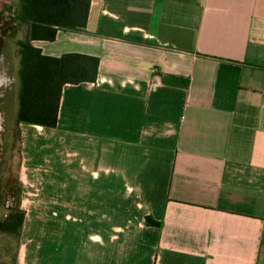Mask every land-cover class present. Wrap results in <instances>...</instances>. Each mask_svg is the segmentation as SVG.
<instances>
[{
	"label": "crops",
	"instance_id": "1",
	"mask_svg": "<svg viewBox=\"0 0 264 264\" xmlns=\"http://www.w3.org/2000/svg\"><path fill=\"white\" fill-rule=\"evenodd\" d=\"M90 3L32 41L100 64L19 124L14 264H264V0Z\"/></svg>",
	"mask_w": 264,
	"mask_h": 264
},
{
	"label": "trees",
	"instance_id": "2",
	"mask_svg": "<svg viewBox=\"0 0 264 264\" xmlns=\"http://www.w3.org/2000/svg\"><path fill=\"white\" fill-rule=\"evenodd\" d=\"M90 0H15L10 9L11 18L0 27V46L9 36L27 28L25 39H18L20 54L18 69L19 90L15 133L21 137L19 124L29 122L44 126H56L60 100L67 83L95 81L98 76V56L82 52H65L59 56L43 53L33 40H54L59 29L86 27ZM19 180V179H18ZM19 193V195H18ZM17 197L11 199L16 206L6 221L0 222V230L20 236L25 211L21 206L22 187L19 181ZM150 224L159 222L147 216Z\"/></svg>",
	"mask_w": 264,
	"mask_h": 264
},
{
	"label": "rangeland",
	"instance_id": "3",
	"mask_svg": "<svg viewBox=\"0 0 264 264\" xmlns=\"http://www.w3.org/2000/svg\"><path fill=\"white\" fill-rule=\"evenodd\" d=\"M14 1L0 0V23L11 18L10 9ZM1 29L4 34V28ZM26 32L25 27L15 37H7L4 44L0 46L2 48L0 50V215L8 212L6 204L13 198L10 196L11 192L16 194L19 191L22 141L21 137L15 133L14 109L20 85L18 76L20 57L17 51V41L20 38L25 39ZM16 195L14 197H17ZM5 238L6 236L0 232V264H14L18 236L11 237L12 240L9 241ZM4 246L7 248H5L6 252H4Z\"/></svg>",
	"mask_w": 264,
	"mask_h": 264
},
{
	"label": "flooded vegetation",
	"instance_id": "4",
	"mask_svg": "<svg viewBox=\"0 0 264 264\" xmlns=\"http://www.w3.org/2000/svg\"><path fill=\"white\" fill-rule=\"evenodd\" d=\"M0 35H3V33H2V29L0 28ZM15 37V36H14ZM0 50H2V48L0 47ZM17 51H18V48H17ZM19 53V52H18ZM19 57H20V54H19ZM16 194L12 191L11 192V197H13L14 198V196H15ZM12 198V199H13ZM6 206H7V209H8V212L7 213H4L3 215L1 214L0 215V222H4V221H6L7 220V218H8V216H9V214H10V212H11V209L14 211L15 210V206H16V204L13 202V201H11V199L7 202V204H6ZM3 230H0V232L2 233V234H4L5 236H6V240L7 241H9V240H12V239H10L11 237H14V238H16V234L15 233H10V232H7V231H3ZM13 248H14V246H12ZM6 246H4V252H6ZM10 250V249H9ZM8 251V250H7ZM12 252H14L15 250H11Z\"/></svg>",
	"mask_w": 264,
	"mask_h": 264
}]
</instances>
